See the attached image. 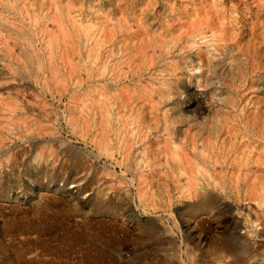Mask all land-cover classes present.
<instances>
[{"label":"rangeland","instance_id":"374dc122","mask_svg":"<svg viewBox=\"0 0 264 264\" xmlns=\"http://www.w3.org/2000/svg\"><path fill=\"white\" fill-rule=\"evenodd\" d=\"M0 63V264H264V0H0Z\"/></svg>","mask_w":264,"mask_h":264},{"label":"bare ground","instance_id":"6f19581e","mask_svg":"<svg viewBox=\"0 0 264 264\" xmlns=\"http://www.w3.org/2000/svg\"><path fill=\"white\" fill-rule=\"evenodd\" d=\"M200 14H204V20H198L197 22L188 24V33L187 35H194V37L196 36H201L199 38V40H203L209 47H211L213 52H217L218 55L223 54L224 50H231L233 47L235 46L234 43L230 44L228 43L229 39L227 34L226 35H222L220 38L215 39L216 37H214V35L211 38H208V36H206V32H212L214 33V31L216 30V27L218 28V26L216 25V23L214 22L215 17L212 15V13L208 10H203ZM219 16V13H216V17ZM221 24V23H219ZM222 25V24H221ZM220 25V26H221ZM219 26V27H220ZM241 33V31L239 32V34ZM183 35V34H181ZM180 35V36H181ZM234 36H231L230 38L233 39ZM239 39V38H238ZM225 51V52H226ZM238 53H236L233 58L237 55ZM195 58L197 60L198 63H201V67L206 65L208 69V71L214 73L216 67L218 66V64L220 63V65L222 64V60H217L216 62L214 61V55H209L208 57H205V54H202L200 51L196 52ZM219 65V66H220ZM200 68V67H198ZM15 69H11V75H12V80L14 81V83L17 84V77L15 75ZM4 74V67H2L1 63H0V75ZM1 90V88H0ZM186 95L189 96L190 99V104L188 105L190 108L189 110H192L194 113L193 118L195 120V122H197L198 124L203 123V124H207L208 122H210L211 118L206 116L205 113L208 111V106H209V101H207L205 98H202V96L196 92L194 89H187V93ZM205 115V116H202ZM239 123V122H237ZM237 123H230L231 126L226 130L229 133H232L233 131H235V126L237 125ZM178 132V131H177ZM249 135H251L252 137H255L256 134L251 133L250 131L248 132ZM178 135V134H177ZM247 135V133H246ZM6 143H2L0 142V156L2 155V153L6 150L4 147ZM189 149H190V155L192 156V158L197 161V162H202L205 159L209 160V156L207 155V157L205 156V150H206V139L203 137L202 133H196L194 140L190 141L189 144H187ZM189 162V161H188ZM45 165V167H47V165L49 164L48 160L45 161V163H43ZM70 188H74V191H69V193L71 195H73L76 199H80L79 195L81 193V189L79 186H71ZM18 193L16 194L17 197ZM211 198L210 196H208L207 198H204L203 203H205L204 205L211 204ZM194 205V204H193ZM192 205V206H193ZM258 212L263 214L264 213V206L262 205H258L257 206ZM25 224L31 225L30 222H25ZM222 246L223 249L225 250V253L221 255V257L224 259L222 264H233V261H237V259H233V261H229L225 263V260L228 259L229 257L233 256V254H235L234 252V248L235 245L234 243L231 241L230 238H226L224 241H222ZM239 256H242V253H239ZM234 258V257H233ZM221 262V261H220Z\"/></svg>","mask_w":264,"mask_h":264}]
</instances>
